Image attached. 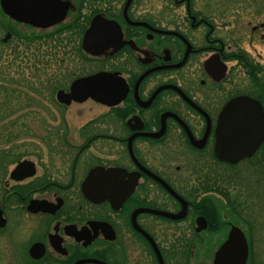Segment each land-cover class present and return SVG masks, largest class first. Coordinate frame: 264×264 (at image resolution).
<instances>
[{"label":"flooded vegetation","instance_id":"obj_1","mask_svg":"<svg viewBox=\"0 0 264 264\" xmlns=\"http://www.w3.org/2000/svg\"><path fill=\"white\" fill-rule=\"evenodd\" d=\"M55 1L64 7L62 19L42 27L5 13L10 5L30 11L36 0H0V50L29 55L36 35L55 29L61 54L76 56L57 90L68 92L74 80L103 72L120 79L124 96L114 106L57 103L66 109L90 102L102 111L73 131L62 115L46 134L9 133L10 141L33 142L25 154L0 147V233L24 232L19 262L214 264L236 231L247 245L244 264H257L264 140L246 156L222 159L216 130L234 98L252 99L264 113V0ZM93 21L99 41L90 43L110 44L97 56L83 49ZM22 161L31 165L12 178ZM96 168L89 198L83 184ZM134 179L124 200L113 191L100 197L104 188ZM35 244L38 258L29 254Z\"/></svg>","mask_w":264,"mask_h":264},{"label":"water","instance_id":"obj_2","mask_svg":"<svg viewBox=\"0 0 264 264\" xmlns=\"http://www.w3.org/2000/svg\"><path fill=\"white\" fill-rule=\"evenodd\" d=\"M5 13L11 18L32 22L36 25L45 27L51 26L62 19L64 7L60 6L55 0H36L35 8L30 11L27 8L25 10H18L13 5H10L5 9ZM95 20L96 18L94 21ZM94 21L85 34L83 49L88 54L97 56L106 51L110 47V44L107 42H97V44L90 43L99 41L93 38ZM119 87H121L119 78H116L115 75L110 73L100 72L74 80L71 83L68 92L63 90L56 92V99L59 103L65 105H70L72 101L82 103L87 99H92L95 102L106 106H114L118 104L124 96V92L119 90ZM216 132V154L220 158L231 160L232 158L238 159L250 154L255 151L259 144H261L264 140V113L262 107L258 102L247 97H237L232 99L226 104L219 116ZM131 139L129 140V143L131 142ZM130 154L134 158L132 152H130ZM28 165H31L28 161L18 163L11 174L12 178H22L17 177V174ZM98 171V168L90 171L83 184L84 194L89 198L94 196L92 186ZM104 185H106V183H104ZM112 186L113 187L110 186L108 188H104V192H102L100 197H110L112 196L110 192L113 191L118 197L116 200L119 198L120 200H124V198L129 196V194L133 191L135 179L125 187L123 185L120 186L119 182L114 183ZM166 188L171 194L175 195L168 186H166ZM136 212H151L171 219L181 217V214L175 215L164 211L158 212L150 209H139ZM4 224L5 221L0 218V226L2 227ZM29 254L35 258L41 256L42 253H39L38 244H35L30 248ZM246 259L247 245L245 238L241 232L233 231L229 235L226 243L222 245L216 253L214 264H244ZM84 262L97 261L81 260L75 264H81Z\"/></svg>","mask_w":264,"mask_h":264},{"label":"rangeland","instance_id":"obj_3","mask_svg":"<svg viewBox=\"0 0 264 264\" xmlns=\"http://www.w3.org/2000/svg\"><path fill=\"white\" fill-rule=\"evenodd\" d=\"M13 46H15V44ZM13 46L11 48H13ZM20 51L21 53L25 52L24 49H20ZM26 51L32 55L34 53L33 46L31 50ZM3 52L5 53L1 55ZM8 52L6 53V50H0V70L1 73L5 71L7 76L6 79L13 78L15 81H18V83L12 82L13 84H11L10 81H2V79L5 78V74H2L0 85L3 84L11 90L15 88L18 92L12 93L14 99L11 100H7L4 96L0 97V104H2V100H4V105L7 103L11 106V109H7L6 106L0 109V147L5 145L4 147L7 148L9 146L11 150L15 151V154L20 153L22 150L26 152V149L32 151L33 142H31L28 137L16 140L12 139L10 141L7 137L9 133L29 134L34 132L35 134H46L53 131L54 128L58 126L59 120L56 116L58 117L62 115L68 117V121L71 125L70 130L73 131L76 130V127L82 122L98 114L99 111H102L101 108L90 102H86L82 105H71L70 107L63 109V107L61 108L57 105L54 95L52 96V99H50L45 93L44 96H42L31 91L28 87L29 84H33V87L39 88L43 84V80L41 78L38 79L36 76H32L34 73L33 65L25 63V61L29 62L30 54L28 56H25L26 54L20 55L16 58L13 56L14 53H11V49ZM16 52H19V49H16ZM58 55V59L61 57L64 62L55 64L54 60H52L53 62L49 60V65L45 67V72L47 74H61L65 69L70 68L67 61L72 59V56L70 55L68 58L59 52ZM75 59L76 56H74V59L72 60ZM73 63L74 61L71 64ZM42 71L39 72L42 73ZM6 100L11 102L9 103ZM9 128H12V130ZM22 152L20 154H25ZM29 153L27 155H29ZM256 195L260 196L258 212H260V216H262L264 213L261 214L264 210V205L261 202L263 199L262 195H264L263 189L259 190V193L257 192ZM256 237L257 242L252 251V258L257 264H264V219L259 221ZM25 240L26 237L21 230L19 233L13 235L11 233H4V235L0 233V264H23V262H19V255L22 257V253L21 251H17V249L20 246L23 247Z\"/></svg>","mask_w":264,"mask_h":264},{"label":"trees","instance_id":"obj_4","mask_svg":"<svg viewBox=\"0 0 264 264\" xmlns=\"http://www.w3.org/2000/svg\"><path fill=\"white\" fill-rule=\"evenodd\" d=\"M54 30H53V32L49 33V35H40V34L36 35L37 37H36V41H35L36 44H34V54H33V56L30 55L29 62L25 61L26 64L29 63V65H33L34 73L32 76H36V77H38V79L41 78L43 80V84L39 88H35V87H33V84H31V85L29 84L28 85L29 89L38 95L44 96V93H45L49 96L50 99H52V96L55 94V91L59 87H61V78L59 76L60 74H56V73L47 74L45 72V67L47 65H49V60L50 61L54 60L55 64H58L60 62L63 63V59H61V57H60V59H58V56H59L58 52L61 53V50H60L61 44L59 41L60 34H59V32L56 33V31H54ZM49 36L51 39V43L48 39H46ZM26 50H29V48H27ZM12 53H15V54H13V56L16 58L18 56H20V54L18 52H16V49H14ZM25 56H28V54H26ZM42 70H44V71H42ZM39 71H42V73ZM2 74H5V78L3 77L4 79H2V81H4V80L6 82L10 81L11 84H13L12 82L18 83V81H15V79H13V78L6 79L7 76H6L5 71L3 73H1V70H0V79L2 78L1 77ZM50 76H53L54 79L53 78H52L53 80L50 79L49 78ZM0 82H1V80H0ZM51 84H52V86H51ZM14 89L11 90L9 87L1 84L0 85V97L4 96V98H6L7 100L8 99L9 100L14 99V96L12 95V93L18 92L17 89H15V90ZM3 94H5V95H3ZM2 102L3 103L0 104V109H2L5 106L7 107V109H11L10 108L11 106L8 105L7 103L4 105V100H2ZM7 102L10 103L11 101H7ZM14 123H17V122H14ZM14 123H12V124H14ZM9 129L12 130V128H9Z\"/></svg>","mask_w":264,"mask_h":264}]
</instances>
